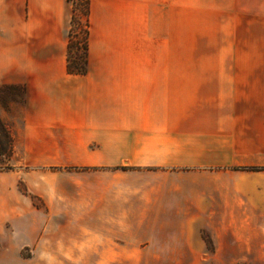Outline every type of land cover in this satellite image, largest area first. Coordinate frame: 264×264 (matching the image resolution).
Instances as JSON below:
<instances>
[{
	"label": "crops",
	"instance_id": "obj_1",
	"mask_svg": "<svg viewBox=\"0 0 264 264\" xmlns=\"http://www.w3.org/2000/svg\"><path fill=\"white\" fill-rule=\"evenodd\" d=\"M174 3L91 0L75 74L70 0H0V264L123 260L124 230L161 216L264 261V169H244L264 167V0H196V60L172 59Z\"/></svg>",
	"mask_w": 264,
	"mask_h": 264
},
{
	"label": "rangeland",
	"instance_id": "obj_2",
	"mask_svg": "<svg viewBox=\"0 0 264 264\" xmlns=\"http://www.w3.org/2000/svg\"><path fill=\"white\" fill-rule=\"evenodd\" d=\"M188 1V4L173 5V60H196L198 57L197 4L196 0ZM77 13L78 16L82 15L79 10ZM80 28L81 25L75 30L79 32ZM81 34L80 32L77 36ZM164 221L161 216L160 222L157 223L165 225L163 227L125 229L123 238H119L124 242V247L118 250L124 253V259L109 261L108 264H264V261L259 260L234 261L220 258L227 255H212L210 230L170 227L168 225L182 223ZM217 231L219 232L217 238L222 243L230 240L228 232L240 231L242 234L251 232V230ZM246 239L251 241V235L242 236L239 240Z\"/></svg>",
	"mask_w": 264,
	"mask_h": 264
},
{
	"label": "trees",
	"instance_id": "obj_3",
	"mask_svg": "<svg viewBox=\"0 0 264 264\" xmlns=\"http://www.w3.org/2000/svg\"><path fill=\"white\" fill-rule=\"evenodd\" d=\"M73 4L72 26L69 34L68 47V70L70 73L85 74L89 65V34H90V13L91 0H70ZM81 11L78 16L77 11ZM80 31L75 28L80 26ZM81 36H77L78 33ZM2 101L6 103L5 97ZM15 140L8 125L0 118V171L13 169L11 159L14 154ZM244 169L259 170L264 167H246ZM20 188L28 193L26 185L21 182Z\"/></svg>",
	"mask_w": 264,
	"mask_h": 264
}]
</instances>
